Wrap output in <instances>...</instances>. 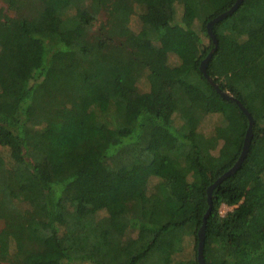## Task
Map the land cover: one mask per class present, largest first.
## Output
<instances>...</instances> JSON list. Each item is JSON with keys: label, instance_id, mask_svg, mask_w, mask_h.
<instances>
[{"label": "trees", "instance_id": "1", "mask_svg": "<svg viewBox=\"0 0 264 264\" xmlns=\"http://www.w3.org/2000/svg\"><path fill=\"white\" fill-rule=\"evenodd\" d=\"M4 1L0 264H201L209 187L250 125L202 71L211 52L207 73L253 135L212 189L204 259L264 264V0L215 23L217 45L207 24L237 0Z\"/></svg>", "mask_w": 264, "mask_h": 264}, {"label": "water", "instance_id": "2", "mask_svg": "<svg viewBox=\"0 0 264 264\" xmlns=\"http://www.w3.org/2000/svg\"><path fill=\"white\" fill-rule=\"evenodd\" d=\"M243 0H237L236 3L227 11L219 14L217 17H215L214 19H212L208 24V33L211 36V38L214 40L215 44L217 45V38L213 32V25L221 20H223L224 18H226L227 16L231 15L241 4ZM212 52L208 55V57L206 59L203 60L202 65H201V69L202 71L205 73V75L207 76V78L209 79V81L211 83H213L216 88L219 90V92L227 99H234L238 105L243 109V111L248 115L249 120H250V125H249V129L247 131V136H246V140H245V145L243 148V152L239 158V160L236 162V164L230 168L228 171H226L225 173H223L216 181L215 183H213V185H211V187H209L208 190V200H209V204L210 207L204 217V224L201 227L200 231H199V245H198V258L201 264H206L205 263V259H204V244H205V225H206V220L207 217L209 215V213L212 210V189L217 186L219 183H221L225 178H227L228 176L234 174L237 169L240 167L244 157L247 154L248 148H249V144L253 135V130H252V126H253V118L250 114V112L248 111V109L241 103L240 100H238L237 98H235L230 92L228 91H223L221 88H219V85L213 80V78L207 73V64L209 62V59L211 58Z\"/></svg>", "mask_w": 264, "mask_h": 264}, {"label": "rangeland", "instance_id": "3", "mask_svg": "<svg viewBox=\"0 0 264 264\" xmlns=\"http://www.w3.org/2000/svg\"><path fill=\"white\" fill-rule=\"evenodd\" d=\"M0 7H4L5 10L11 15H15L16 13L14 12V10H10L8 8L7 3L4 0H0ZM137 15H133L131 18V26L133 29H138V20H137ZM173 61H177L176 58H172ZM140 88L142 90L146 89V83L144 80H142L140 83ZM219 122V114L218 113H212L210 115L207 116V120L204 121L201 125V128L206 131V132H213L214 130V126ZM0 151L2 152V154L6 157L10 156L9 154V150L7 148H3L0 147ZM95 208L98 210L99 214H104V202L101 200H98L95 202ZM234 207L231 206H227V205H223L221 207V212L222 215H226L229 211H232ZM4 223L2 220H0V230L3 228ZM193 246H194V237L191 235H187L186 236V241H185V246H184V250L182 252H179L176 254L177 259H181V258H187L190 257L191 254L193 253ZM68 264H93L91 262L88 261H72L69 262Z\"/></svg>", "mask_w": 264, "mask_h": 264}]
</instances>
